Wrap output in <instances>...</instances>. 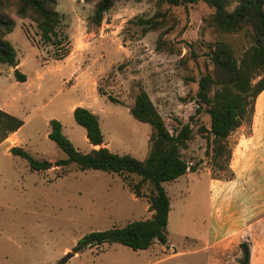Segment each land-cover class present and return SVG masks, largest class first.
Returning <instances> with one entry per match:
<instances>
[{
	"label": "rangeland",
	"instance_id": "obj_1",
	"mask_svg": "<svg viewBox=\"0 0 264 264\" xmlns=\"http://www.w3.org/2000/svg\"><path fill=\"white\" fill-rule=\"evenodd\" d=\"M159 2L118 0L98 26L90 21L95 2L58 0L61 27L69 36L65 62L66 57L63 61L54 58L63 50L57 52L41 41L33 20L11 11L16 25L8 39L16 48L21 71L30 80L18 81V67L0 62V108L25 122L17 135L0 144V264H242L241 246L231 247L226 260H218L207 245L214 193L208 173L222 179L234 175L229 169L213 167L205 131L210 116L195 101L200 77L213 69L207 55L209 45L219 37L207 24L213 8L204 0L179 6L165 2L160 7ZM159 8L167 14V26L143 32L136 19L151 18ZM160 37L176 52L159 50ZM222 37L241 55L247 43L242 35ZM141 88L149 93L170 131L190 123L193 137L182 154L191 165L198 164V171L164 183L171 198L167 243L156 241L148 249L134 250L113 242L75 252L88 233L151 218V210L147 199L136 198L118 174L80 170L74 163L55 166L67 154L49 138L50 121H61L75 147L89 152L86 130L76 122L71 106L90 105L97 111L105 145L113 152L145 160L153 130L130 112ZM252 134L256 138L249 143ZM229 144L230 164L241 175L245 171L242 160L256 165L252 178L257 183L249 185L248 177L247 182L240 177L237 193L263 191L264 91L256 100L253 122L234 131ZM14 146L50 161L51 168L31 170L25 158L12 155ZM251 243L262 246L264 235Z\"/></svg>",
	"mask_w": 264,
	"mask_h": 264
},
{
	"label": "trees",
	"instance_id": "obj_2",
	"mask_svg": "<svg viewBox=\"0 0 264 264\" xmlns=\"http://www.w3.org/2000/svg\"><path fill=\"white\" fill-rule=\"evenodd\" d=\"M95 2L90 21L101 25L106 13L118 0H86ZM196 0H160L170 5H185ZM213 8L207 24L213 27L219 37L209 45L207 55L212 63V71L202 75L198 81L195 101L198 108L206 109L210 116V126L206 127L207 142L211 151L212 165L215 169H230L232 148L229 137L243 124L252 123L258 96L264 91V0H204ZM235 6L231 9L233 4ZM58 0H0V62L17 67L20 60L16 48L8 39L14 31L16 21L11 14L14 10L21 18L33 20L39 30L41 41L56 47L54 58L64 59L70 53L69 36L61 27L63 15L57 9ZM167 14L160 8L151 18H138L136 23L143 32L156 31L167 26ZM223 35H242L246 39L245 47L239 55L231 42ZM159 50L176 52L166 42L158 39ZM18 81H25L26 75L15 71ZM130 112L137 120L151 125L152 146L149 156L140 160L131 154L113 152L103 146L104 134L99 117L87 107L74 109L76 122L84 127L89 142L99 148L90 152L79 151L63 131L58 119L50 121L49 138L67 154L66 158L55 161V166L64 168L74 163L80 170H102L118 174L124 184L137 198H145L153 211L151 218L135 220L124 227H113L102 231H93L81 238L75 252L103 243L118 242L134 250L150 248L156 241L167 243V229L171 198L164 183L174 181L188 172L198 171V164L191 165L183 156L182 149L187 148L193 137L190 123L170 131L149 93L141 88L135 97ZM24 120L0 108V144L9 134L24 125ZM12 155L25 158L31 170L45 171L51 168L50 161L35 158L22 146L11 148ZM232 172V170H231ZM66 174L65 172L61 173ZM61 174L59 176H61ZM133 175L139 177L136 180ZM232 176V175H231ZM244 258L242 264H251V248L247 242L240 244ZM62 264V263H58Z\"/></svg>",
	"mask_w": 264,
	"mask_h": 264
},
{
	"label": "crops",
	"instance_id": "obj_3",
	"mask_svg": "<svg viewBox=\"0 0 264 264\" xmlns=\"http://www.w3.org/2000/svg\"><path fill=\"white\" fill-rule=\"evenodd\" d=\"M60 61H63V59ZM65 61H67V57L64 59V62ZM45 65L46 67H50L48 64ZM17 67L18 70L21 71L20 64ZM13 68L15 69L14 66ZM56 70L63 71V69ZM21 72L24 73L23 71ZM24 74L27 78L23 81V83H27L30 80V76L27 73ZM41 76L42 74L39 73V77ZM77 106H80V104H73L71 106V111L74 112V109ZM84 106L92 110L94 113H97L92 106ZM17 134L18 130L16 132H12L10 136L4 140V142H7V139L10 141V137ZM255 138L256 135L252 134L248 137L247 141L249 143H253ZM102 145L106 146L105 140ZM89 147L91 151L94 148H99L100 145L95 146L90 143ZM242 162L244 163L245 169L243 175H241L240 169L235 168L232 164H230V169L234 172V175L230 178H215L210 175V172L208 173L210 177V184L214 193L212 194L213 210L208 226L209 237L211 239L207 240V245L210 250L214 251V255L218 258V260H226L224 256L231 249V247L236 246L240 249V244L246 240L249 242L248 244L251 248V264H264V244L258 247L251 243L262 240L264 235V232H259L260 229L264 228V190H254L251 193L239 191V193H237L236 188L240 184V177H243L245 182H247L246 178L248 177L250 183L247 184L249 185H255L257 183L256 181L254 182L252 178L254 174L253 168L256 165H253L252 162H246L244 160H242ZM246 195L247 197H245ZM240 206L243 207V209H240ZM244 208H247V211H244ZM152 215L153 211H151V217Z\"/></svg>",
	"mask_w": 264,
	"mask_h": 264
},
{
	"label": "water",
	"instance_id": "obj_4",
	"mask_svg": "<svg viewBox=\"0 0 264 264\" xmlns=\"http://www.w3.org/2000/svg\"><path fill=\"white\" fill-rule=\"evenodd\" d=\"M16 70H17V69H16ZM16 70H15V71H16ZM50 164H51V163H50ZM68 257H70V255H69Z\"/></svg>",
	"mask_w": 264,
	"mask_h": 264
}]
</instances>
